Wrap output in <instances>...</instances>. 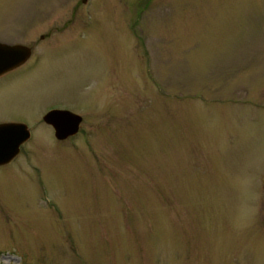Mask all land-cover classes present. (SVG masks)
I'll return each instance as SVG.
<instances>
[{"label": "rangeland", "instance_id": "obj_1", "mask_svg": "<svg viewBox=\"0 0 264 264\" xmlns=\"http://www.w3.org/2000/svg\"><path fill=\"white\" fill-rule=\"evenodd\" d=\"M0 41V264H264V0H0Z\"/></svg>", "mask_w": 264, "mask_h": 264}, {"label": "water", "instance_id": "obj_2", "mask_svg": "<svg viewBox=\"0 0 264 264\" xmlns=\"http://www.w3.org/2000/svg\"><path fill=\"white\" fill-rule=\"evenodd\" d=\"M29 55L30 49L26 46L0 42V75L25 61ZM44 120L54 127L57 138L65 139L79 131L83 117L71 110L52 109L44 115ZM30 136V129L23 122L0 123V165L10 162Z\"/></svg>", "mask_w": 264, "mask_h": 264}, {"label": "flooded vegetation", "instance_id": "obj_3", "mask_svg": "<svg viewBox=\"0 0 264 264\" xmlns=\"http://www.w3.org/2000/svg\"><path fill=\"white\" fill-rule=\"evenodd\" d=\"M42 37L44 38L45 37V35H42ZM1 42V41H0ZM10 45H20V44H10ZM29 48V47H28ZM30 49V55H29V57L25 60V61H23L22 63H20V64H18L17 66H15L14 68H12L11 70H9V71H7V72H5L4 74H2V75H0V83L1 82H8L7 80H6V77H8V76H10L11 74H15V73H17V72H22V71H20L21 69H22V67L24 66V64L27 62V61H29V59H30V57L32 56V53H33V50H31V48H29ZM33 49V48H32ZM13 76V75H12ZM54 108H57V107H54ZM54 108H52V109H54ZM51 109V110H52ZM61 109H63V108H61ZM50 111V110H49ZM48 111V112H49ZM9 122H23V121H9ZM30 128V127H29Z\"/></svg>", "mask_w": 264, "mask_h": 264}]
</instances>
